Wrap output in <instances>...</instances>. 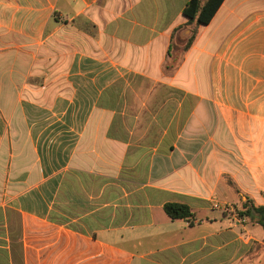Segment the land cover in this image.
<instances>
[{
  "label": "crops",
  "instance_id": "1",
  "mask_svg": "<svg viewBox=\"0 0 264 264\" xmlns=\"http://www.w3.org/2000/svg\"><path fill=\"white\" fill-rule=\"evenodd\" d=\"M188 1L0 0V264H264V0Z\"/></svg>",
  "mask_w": 264,
  "mask_h": 264
},
{
  "label": "trees",
  "instance_id": "2",
  "mask_svg": "<svg viewBox=\"0 0 264 264\" xmlns=\"http://www.w3.org/2000/svg\"><path fill=\"white\" fill-rule=\"evenodd\" d=\"M223 2L224 0H205L202 4V0H189L183 13L188 19V23L207 25L214 18ZM194 37L195 35L189 39L187 46L193 42ZM164 211L172 220H191L193 218L191 209L184 204L166 203ZM237 213L240 217L257 223L264 228V206H250L246 202Z\"/></svg>",
  "mask_w": 264,
  "mask_h": 264
},
{
  "label": "built area",
  "instance_id": "3",
  "mask_svg": "<svg viewBox=\"0 0 264 264\" xmlns=\"http://www.w3.org/2000/svg\"><path fill=\"white\" fill-rule=\"evenodd\" d=\"M213 208L215 210H224L225 212L229 211L230 210V207L228 205H225L223 208L219 205V204H215L213 206ZM246 219L242 218V219H239L240 222H244Z\"/></svg>",
  "mask_w": 264,
  "mask_h": 264
},
{
  "label": "rangeland",
  "instance_id": "4",
  "mask_svg": "<svg viewBox=\"0 0 264 264\" xmlns=\"http://www.w3.org/2000/svg\"><path fill=\"white\" fill-rule=\"evenodd\" d=\"M185 41H186V40H185ZM185 41H183V40H182V41H180V43L184 44V43H185ZM222 208H223V207H222Z\"/></svg>",
  "mask_w": 264,
  "mask_h": 264
}]
</instances>
